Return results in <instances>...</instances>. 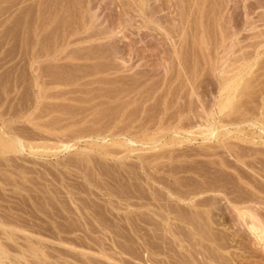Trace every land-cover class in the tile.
<instances>
[{
	"label": "rangeland",
	"instance_id": "1",
	"mask_svg": "<svg viewBox=\"0 0 264 264\" xmlns=\"http://www.w3.org/2000/svg\"><path fill=\"white\" fill-rule=\"evenodd\" d=\"M146 1L161 9L160 24L176 41L175 0ZM201 1L182 0L188 30L172 57L158 26L138 25L132 0H0V135L10 132L23 146V152L0 146L1 261L264 264V231L257 239L250 218L245 225L238 214L258 216L264 230V0ZM246 17L254 24L247 27ZM219 23L236 32L235 56L210 45ZM203 32L210 46L204 53L192 43ZM236 55L251 57L248 87L234 101L237 111L219 113L220 71ZM206 119L217 128L211 140L204 137ZM172 216L208 225L205 232L224 249L205 239L195 249L219 251V261L195 255L191 241L176 247L162 218L187 230Z\"/></svg>",
	"mask_w": 264,
	"mask_h": 264
},
{
	"label": "bare ground",
	"instance_id": "2",
	"mask_svg": "<svg viewBox=\"0 0 264 264\" xmlns=\"http://www.w3.org/2000/svg\"><path fill=\"white\" fill-rule=\"evenodd\" d=\"M191 1V0H190ZM201 1V0H200ZM204 1V0H203ZM132 2H133V4H134V6H135V8H136V11H135V13L138 15V18H139V20H140V18H141V23H138V25H143V27H146V28H148L149 26H155V27H159V29H160V31L163 33V37H165V39L166 40H168L169 41V43L168 44H170L169 45V47L171 48V49H168V50H171V51H169L170 52V54L172 55V57H173V55L176 57V56H178V54L180 53V49L183 47V45H184V40H185V38H184V33L186 34V29L188 28V24H187V22H188V20H183V18L185 17V16H183L182 17V13L184 12V8H186V7H184V6H182V0H175V2H174V4L176 5V6H178L177 8H178V13H176V16H175V18L172 20V28H174V30H180V33H179V35H178V39L176 40V41H174L175 39H173V37L174 36H176V35H174L173 37H172V35H173V33H172V35L166 30V29H164V28H166V27H162L161 26V21L163 22V18L161 19V18H159V16L157 15V13H159L160 11H161V9H159V10H156L155 9V5H152V6H154V8L153 7H151V6H149V5H151L150 3H149V5L147 4V1L146 0H132ZM182 2V3H181ZM202 2V1H201ZM188 3H190V2H188ZM76 4V3H75ZM191 4V3H190ZM197 4H199V3H197ZM74 5V4H73ZM72 5V6H73ZM83 5V4H82ZM130 5V4H129ZM192 5V4H191ZM194 5V4H193ZM196 5V4H195ZM202 5V4H201ZM200 5V6H201ZM80 6V5H79ZM90 6V5H89ZM83 7V6H82ZM92 7V6H91ZM188 7V6H187ZM192 7V6H191ZM225 7V6H224ZM66 8V7H65ZM70 7H68L67 9H69ZM193 8V7H192ZM217 8V7H216ZM220 8V7H219ZM223 8V7H222ZM86 9V8H85ZM171 9V7H169V10ZM194 9H196V8H194ZM226 9V8H225ZM56 10V9H55ZM70 10H71V8H70ZM83 10V9H82ZM81 10V11H82ZM166 10H168V9H166ZM189 10V9H188ZM199 10V9H198ZM80 11V10H79ZM89 11V10H88ZM91 11V10H90ZM93 11V10H92ZM187 11V10H186ZM195 11V10H194ZM85 12H86V10H85ZM171 12H173V11H171ZM193 12V11H192ZM198 12V11H197ZM263 13H264V11H262ZM196 13V12H195ZM200 13V12H199ZM216 13V12H215ZM218 13V12H217ZM220 13H221V10H220ZM249 13V12H248ZM248 13H246L245 15H247ZM262 13V14H263ZM84 14H87V13H84ZM160 14V13H159ZM162 14H163V12H162ZM172 14V13H171ZM259 14V13H258ZM257 14V15H258ZM261 14V15H262ZM89 15V14H88ZM93 15V14H92ZM129 15V14H128ZM184 15H186V14H184ZM197 15V14H196ZM202 15V14H201ZM249 15V14H248ZM247 15V16H248ZM251 15V14H250ZM255 15V14H254ZM91 16V15H90ZM94 16V15H93ZM126 16V15H125ZM161 16V15H160ZM163 16H164V14H163ZM162 16V17H163ZM170 16V15H169ZM252 16V15H251ZM262 16H264V14L262 15ZM87 17V16H86ZM173 17V16H172ZM203 17V16H202ZM201 17V18H202ZM220 17V16H219ZM245 17V16H244ZM250 17V16H249ZM255 17H256V15H255ZM260 17V16H259ZM137 18V19H138ZM195 18H197V17H195ZM200 18V17H199ZM199 18H197V20L199 19ZM218 18V17H217ZM247 18V17H246ZM251 19H254L253 17H250ZM250 18H247V20L249 21H247L246 23H248V24H246V26L248 25V26H251L252 24H254L253 23V21L255 20H253V21H251V20H249ZM264 18V17H263ZM262 18V19H263ZM132 19V18H131ZM130 19V20H131ZM171 19V18H170ZM189 19V18H188ZM191 19V18H190ZM189 19V20H190ZM261 19V20H262ZM192 20V19H191ZM201 20V19H200ZM216 20V19H215ZM260 20V19H259ZM256 21H258V20H256ZM86 23H87V21H85ZM127 22V21H126ZM133 22V21H132ZM131 22V23H132ZM198 22V21H197ZM197 22H194V24L196 25H194V24H192L193 25V28H194V30H195V27L197 28ZM214 22H216V21H214ZM129 23V22H128ZM189 23V22H188ZM199 23V22H198ZM92 24V23H91ZM136 23H134V25H135ZM190 24V25H191ZM200 24V23H199ZM84 25H86L85 23H84ZM222 25V24H221ZM94 26H96V24H94ZM195 26V27H194ZM204 26V25H203ZM203 26H201V27H203ZM215 26V25H214ZM225 26V25H224ZM246 26H244V27H246ZM247 26V27H248ZM192 27V26H191ZM221 27H223V26H221ZM86 28V27H85ZM88 28H90V27H88ZM92 28H93V26H92ZM92 28H90V30L89 31H91V29ZM96 28L97 27H95L94 29H93V31H95L96 30ZM149 28H151V27H149ZM206 28V27H205ZM218 28L220 29V33H219V37L218 38H216L217 39V41L214 39V41L212 42V41H210V45H212V46H215V47H213V50H214V48H217V47H221L222 46V48H223V51L225 52V56H227V55H229V54H234L233 52L235 51H233L232 52V47H233V43H232V38H233V36H235V33L236 32H231V33H227L228 31H226L225 32V30H223V29H221L220 28V23H219V26H218ZM253 28V27H252ZM102 29V31L101 30H99V31H101V32H103V28H101ZM106 29V28H105ZM104 29V30H105ZM198 29V28H197ZM202 29H204V28H202ZM228 29V28H227ZM236 29V28H235ZM87 30V29H86ZM98 30H96L95 32H98ZM143 30V29H142ZM188 30V29H187ZM193 30V31H194ZM199 30H201V29H199ZM217 30V29H216ZM71 31V30H70ZM106 31V30H105ZM104 31V32H105ZM169 31H170V29H169ZM172 31V30H171ZM203 31V30H202ZM95 32H93V33H91V35L93 34L94 35V33ZM108 32H110V31H108ZM107 31L104 33V34H107L108 33ZM177 32V31H176ZM175 31H174V34L176 33ZM205 32V31H204ZM204 32L203 33H200V35H198L199 33L197 32V31H195V33H198V34H193V36L195 37L194 39L196 40V43H194L195 41L194 40H192V41H190V42H192L194 45L196 44L197 46V48H199V49H201L202 51H203V53H204V51H206L207 50V48H208V46H209V42L207 41V36L205 35L204 36ZM217 32H218V30H217ZM262 32V31H261ZM90 33H87V37H89L88 36V34H90ZM114 33V32H113ZM260 33V32H259ZM263 33V32H262ZM261 33V34H262ZM144 34V33H143ZM92 35V36H93ZM99 35H102V33L101 34H99ZM260 35V34H259ZM91 36V37H92ZM96 36H97V33H96ZM192 36V35H191ZM85 37V36H84ZM187 37V36H186ZM197 37V38H196ZM206 37V38H205ZM209 37V36H208ZM74 38V37H73ZM79 38V37H78ZM82 38V37H81ZM175 38V37H174ZM213 38V37H212ZM85 39V38H84ZM197 39H198V41H197ZM263 39H264V36H263ZM262 38H261V42H263L264 40H263ZM63 40H65V39H63ZM71 40V39H70ZM188 40V39H187ZM75 41V40H74ZM216 41V42H215ZM236 41V40H235ZM260 41L259 42H257V45L260 43ZM64 42V41H63ZM71 42V41H70ZM167 42V41H166ZM237 42V41H236ZM239 42V41H238ZM186 43V42H185ZM192 43H190V45L192 44ZM213 43H216L215 45H213ZM60 44V43H59ZM192 44V45H193ZM56 45V44H55ZM193 45V46H194ZM257 45H255V46H257ZM189 46V45H188ZM254 46V47H255ZM185 47H186V45H185ZM190 47V46H189ZM51 48V47H50ZM56 48L58 49V47L56 46ZM168 48V47H167ZM188 48V47H187ZM194 49H195V47H193ZM196 48V49H197ZM209 48H210V46H209ZM239 48H241V47H239ZM184 49H186V48H184ZM188 49H190V48H188ZM195 49V50H196ZM203 49H205V50H203ZM51 50V49H50ZM50 50L48 51V52H50ZM71 50V49H70ZM193 50V49H192ZM194 50V51H195ZM212 50V51H213ZM65 51V50H64ZM68 51V50H67ZM72 51V50H71ZM75 51V50H74ZM188 51V50H187ZM211 51V50H210ZM217 51V50H216ZM236 51H238V50H236ZM168 52V51H167ZM172 52V53H171ZM185 52H186V50H185ZM197 52H198V50H197ZM224 52L222 53V54H224ZM51 53V52H50ZM66 53V52H65ZM182 53H184V52H182ZM181 53V54H182ZM187 53V52H186ZM193 53V52H192ZM195 53V52H194ZM258 53V52H257ZM48 54V53H47ZM57 54V53H56ZM63 54V53H62ZM68 54V53H67ZM185 54V53H184ZM231 54V55H232ZM249 54V53H248ZM64 55V54H63ZM66 55V54H65ZM69 55V54H68ZM169 55V54H168ZM239 55V54H238ZM238 55H236L237 57L236 58H233L232 56L229 58V60H230V63L228 62V66H227V68L226 69H222L221 71H220V73L222 74V76H221V83H220V89H219V99H218V103H217V108H218V111H219V113H222V112H225L224 110H226V109H230V111L231 112H234V111H237L238 110V108H239V106H238V108H237V105H235L234 104V101L239 97V95L240 94H244L245 92V90L247 89V87H248V85H246V81L248 80L247 79V75H249L250 74V69H251V67H252V65H250L249 63H248V60H250L251 59V57H250V55H249V57H245V55L242 57L241 55H242V52H241V55H240V57H238ZM225 56L223 57V55L221 56L222 57V59H223V62H225L226 60V58H225ZM234 56H235V54H234ZM252 56V55H251ZM258 56V55H257ZM63 57V56H62ZM169 57H170V55H169ZM171 57V58H172ZM181 57V56H180ZM59 58V57H58ZM214 58V57H213ZM212 58V59H213ZM231 58H233V59H231ZM253 58H255V57H253ZM221 59V60H222ZM213 62V61H212ZM182 63H184V61L183 62H179L178 64H180L181 66H182ZM214 63V62H213ZM224 64V63H223ZM222 64V65H223ZM186 65V64H185ZM175 66V65H174ZM183 66H184V64H183ZM183 66H182V68H183ZM187 66H190L189 64L187 65ZM195 66V65H194ZM213 66V65H212ZM186 66H184V68H185ZM214 67V66H213ZM222 67V66H221ZM190 68V67H189ZM188 68V69H189ZM224 68V67H223ZM192 71L194 72L195 71V67H194V70L192 69ZM185 72H187V70L185 71ZM192 72V73H193ZM219 73V72H218ZM186 74V73H185ZM197 74V73H196ZM193 75V74H192ZM219 75V74H218ZM194 76V75H193ZM192 76V77H193ZM197 76V75H196ZM250 76V75H249ZM248 76V77H249ZM254 77V76H253ZM256 77V76H255ZM191 79V78H190ZM189 79V80H190ZM257 79V78H256ZM61 82V81H60ZM187 82H188V78H187ZM192 82H193V80H192ZM191 82V83H192ZM189 83V82H188ZM196 83L198 84V82L196 81ZM190 86H188V87H190V89H189V91H191V92H193L194 93V84L192 85V84H189ZM196 85V84H195ZM197 87V86H196ZM37 88H39V87H37ZM250 88V87H249ZM251 89V88H250ZM250 89H248V90H250ZM255 89V88H254ZM40 90V89H39ZM188 91V92H189ZM197 91V90H196ZM256 91V90H255ZM40 92V91H39ZM64 92V91H63ZM251 92V91H250ZM257 92V91H256ZM253 93H254V90H253ZM258 94H259V92H257ZM192 94V93H191ZM198 94V93H197ZM252 93H250V95H251ZM199 95V94H198ZM45 96V95H44ZM47 96V95H46ZM190 96V95H189ZM245 96V95H244ZM253 96H255V95H253ZM246 97V96H245ZM255 97H257V96H255ZM44 98V97H43ZM254 98V97H253ZM251 99V98H250ZM202 100V99H201ZM252 100V99H251ZM250 100V101H251ZM258 100V99H257ZM196 101V100H195ZM198 101H199V99H198ZM253 101V100H252ZM252 101H251V103H252ZM261 101V100H260ZM254 102V101H253ZM256 102V101H255ZM199 103L201 104V102L199 101ZM198 103V104H199ZM202 103H204V102H202ZM259 103V102H258ZM258 103H257V105H258ZM194 104V106H192L193 108L195 107V103H193ZM255 105H256V103H254ZM56 105V104H55ZM59 105V104H58ZM238 105H242V104H238ZM244 105H246L245 103H244ZM252 105V104H251ZM256 105V106H257ZM189 106V105H188ZM200 105H198V107H199ZM204 106H205V104H204ZM186 107V106H185ZM191 107V106H190ZM197 107V108H198ZM202 107V108H201ZM244 107H246V106H244ZM253 107V106H252ZM53 108V107H52ZM199 108H201V110L203 109V106H200ZM250 108V107H249ZM66 109V108H65ZM196 109V108H195ZM205 109V108H204ZM252 109V108H251ZM55 110H56V107H55ZM54 110V111H55ZM193 109H191V111H192ZM197 110V109H196ZM200 109H199V111H201ZM247 109H245V112H247L246 111ZM258 109H256V111H257ZM65 111V110H64ZM63 111V112H64ZM67 111V110H66ZM185 111V110H184ZM195 111V110H194ZM198 111V110H197ZM197 111L195 112L196 114H197ZM199 111H198V113H199ZM204 111V110H203ZM203 111H201V112H203ZM241 111H243L244 112V110H243V108H242V110H240V113H242ZM251 111H253V110H251ZM62 112V113H63ZM228 112V111H227ZM50 112H48V114H49ZM183 113H185V112H183ZM194 113V112H193ZM194 113V114H195ZM205 113V112H204ZM239 112H238V116H239V114H240ZM257 113V112H256ZM255 113V111H254V114H256ZM191 114V113H190ZM201 114V113H200ZM226 114V113H225ZM243 114V113H242ZM206 115V114H205ZM204 115V116H205ZM243 115H245V113L243 114ZM242 115V116H243ZM248 115H249V112H248ZM248 115H246V116H248ZM258 115V114H257ZM190 116V115H189ZM197 116H198V114H197ZM207 116V115H206ZM227 116V115H226ZM238 116H237V118H238ZM246 116H244V117H246ZM253 116V115H252ZM251 116V117H252ZM202 117V116H201ZM208 117V116H207ZM228 117V116H227ZM235 117V116H234ZM240 117H241V114H240ZM243 117V118H244ZM262 117H263V115H262ZM199 118H200V116H199ZM198 118V119H199ZM205 118V117H204ZM249 118V117H248ZM229 119V118H228ZM234 119H236V118H234ZM234 119H232V120H234ZM240 119H242V117L240 118ZM51 120V119H50ZM55 120V119H54ZM224 120V119H223ZM227 120V119H226ZM244 120V119H243ZM225 121V120H224ZM228 121V120H227ZM231 121V120H230ZM229 121V122H230ZM203 122V121H202ZM206 122H207V126L209 127L208 129H210V131H209V133L206 135V136H204V137H206L207 139H212V138H216L218 135H217V128H216V126H214V124H213V122H211L209 119H206ZM235 122V121H234ZM233 122V123H234ZM249 122H251V121H249ZM243 123H244V121H243ZM254 123V122H253ZM252 123V124H253ZM35 124H38V123H35ZM241 124V123H240ZM256 124H258V123H256ZM255 124V125H256ZM232 125V124H231ZM206 126V127H207ZM259 125H257V127H258ZM260 127V126H259ZM1 128V127H0ZM177 128V127H176ZM3 130H5V128H2ZM261 129V128H260ZM176 129H174V130H172V132L173 131H175ZM207 130V129H206ZM1 131V130H0ZM6 131V133H7V130H5ZM177 131V130H176ZM2 132V134H4L5 132L4 131H1ZM202 132H204V131H202ZM207 132V131H206ZM174 133V132H173ZM227 133H228V131H227ZM1 134V133H0ZM1 134V135H2ZM175 134H176V132L173 134L174 136H175ZM206 134V133H205ZM226 134V133H225ZM0 135V146L2 147V148H6V149H12L13 151H15V152H23V151H21V150H23L22 148H23V146H22V142H20V140L21 139H17L16 137L15 138H10L9 136L11 135L10 134V132H9V135L7 136V134H6V136L8 137L7 139H9V140H6V136L5 137H2ZM177 135H178V133H177ZM176 135V136H177ZM4 136V135H3ZM15 136V135H14ZM13 136V134H12V137H14ZM17 136V135H16ZM205 139V138H204ZM102 140H104L103 138H102ZM120 140V139H119ZM119 140H118V142H119ZM129 140V139H128ZM133 139H131V140H129L130 142H129V144L130 143H132L133 141H132ZM122 141V140H121ZM135 142V141H134ZM44 143V142H43ZM124 143H128V142H122V145H125ZM180 143V142H179ZM223 143H224V141H223ZM94 144H96V143H94ZM93 144V145H94ZM131 145V144H130ZM43 146V145H42ZM48 146V145H47ZM65 146V145H64ZM70 146V145H69ZM126 146H127V144H126ZM67 147V146H66ZM65 147V148H66ZM29 148H31L30 146H29ZM31 150H32V148H31ZM30 150V151H31ZM50 150V149H49ZM238 154V153H237ZM238 156V155H237ZM241 156V155H240ZM158 180V179H157ZM160 183V182H159ZM167 185V184H166ZM165 185V186H166ZM199 186V185H198ZM203 186V185H202ZM213 190V189H212ZM175 191H177V190H175ZM180 191V190H179ZM214 191V190H213ZM219 191V190H218ZM180 193V192H179ZM198 194V193H197ZM200 194V193H199ZM195 195V194H194ZM159 196V195H158ZM165 196V195H164ZM183 196H184V194H183ZM156 197V196H155ZM181 197V196H180ZM193 198V197H192ZM160 199V198H159ZM215 199V198H214ZM175 200V199H174ZM173 200V201H174ZM178 200V199H177ZM180 200H182V199H180ZM191 200V199H190ZM194 200V199H193ZM197 200V199H196ZM211 200V199H210ZM189 202V201H188ZM179 205V204H178ZM190 205V204H189ZM216 205V204H215ZM169 206H171V205H169ZM182 206V205H181ZM194 206V205H193ZM196 206H197V204H196ZM213 206V205H212ZM162 207V206H161ZM164 207V206H163ZM191 207V206H190ZM189 207V208H190ZM165 208V207H164ZM182 208V207H181ZM245 208V207H244ZM177 209V208H176ZM175 209V210H176ZM208 209V208H207ZM216 209V208H215ZM197 210V209H196ZM243 210V209H242ZM241 210V211H242ZM246 210V209H245ZM165 211H166V209H165ZM171 212V211H170ZM174 212V211H173ZM183 212V211H182ZM251 212V211H250ZM249 212H240V211H238V214H239V216L241 217L240 219H242L243 220V222L245 221V225H246V221L248 220H246L245 218H246V216H247V218H250V221H247L248 223H247V227H248V230L254 235V237H256L257 239H258V237H261L259 234L260 233H263V228H262V226H260L261 224L260 223H258V222H256V221H258V220H256L255 221V219H257V217H255V215H253V214H248ZM179 214H181V212L179 211ZM178 215V214H177ZM183 215V214H182ZM185 215V214H184ZM253 215V216H252ZM176 216V215H175ZM190 216V215H189ZM195 216V215H194ZM178 217V216H177ZM144 218V217H143ZM170 218H173V220L174 219H179L180 220V223L181 224H184V226H186V228H184V229H186L187 230V232L185 233V234H183V233H180V232H178L176 229L177 228H172V226H174V225H177V224H179V223H177V224H174V225H169V223L167 222V217L165 218V219H163L162 218V220L165 222L164 223V225L166 224V225H168V234L170 233V235L172 236V238H173V240H174V243H176L177 245H176V247H178V246H182L183 244V242L184 241H191V244H192V247L191 248H194L195 249V247L197 246V245H202V242L204 241V239L205 240H211L212 242L213 241H215L216 239L213 237V235H212V237L213 238H211V235H210V233H208L207 231L205 232V228H206V226H208V225H206V224H203V223H201L200 221H198V222H195V221H192V220H189L188 219V217H186V216H179V218H174V216H172V217H170ZM190 218V217H189ZM198 218V217H197ZM203 218H204V215H203ZM191 219V218H190ZM211 219V218H210ZM213 219V218H212ZM205 220H207V219H205ZM169 221V220H168ZM158 222V221H157ZM177 222V221H176ZM242 221L240 222V223H243ZM260 222V221H259ZM258 223V224H257ZM170 224H171V222H170ZM157 226H158V224H157ZM159 226H161V225H159ZM211 226V225H210ZM213 226V225H212ZM165 227V226H164ZM179 227H181L180 225H179ZM158 228V227H157ZM215 228V227H214ZM159 229V228H158ZM208 229H210V228H208ZM247 229V228H246ZM161 230V229H160ZM153 231H155V230H153ZM212 231V230H211ZM147 232V231H146ZM166 232V231H165ZM209 232H210V230H209ZM217 232V231H216ZM156 233V232H155ZM159 233H161L160 231H159ZM208 233V234H207ZM214 233V232H213ZM218 233V232H217ZM5 235V234H4ZM166 235V234H165ZM164 235V236H165ZM259 235V236H258ZM261 235H263V234H261ZM6 236V235H5ZM157 236V235H156ZM208 236H210V238L208 237ZM7 237V236H6ZM160 237V236H159ZM158 237V238H159ZM163 237V236H162ZM264 237V236H263ZM156 238V237H155ZM161 238V237H160ZM159 238V239H160ZM260 239V238H259ZM170 240V239H169ZM162 241V240H161ZM166 241V240H165ZM172 241V240H171ZM195 241V242H194ZM258 241V240H257ZM217 241H215V243H216ZM260 242V241H259ZM147 243V242H146ZM163 243V242H162ZM167 243V242H166ZM170 243V242H169ZM168 243V244H169ZM172 243V242H171ZM161 244V243H160ZM206 244V243H205ZM217 244V243H216ZM157 245V244H156ZM173 245V244H172ZM185 245V244H184ZM183 245V246H184ZM189 245V244H188ZM214 245V244H213ZM259 245V244H258ZM160 246V245H159ZM191 246V245H190ZM189 246V247H190ZM217 246H220V247H218V248H220L221 249V247L223 246V245H221L219 242H218V244H217ZM179 247V248H180ZM185 247V246H184ZM189 247H188V249H189ZM216 247V246H215ZM214 247V248H215ZM225 247V246H224ZM224 247H222V249H224ZM3 248V246L2 245H0V264H2V262L4 263V261H1V260H5V259H3V257L5 256V251L2 249ZM151 248V247H150ZM202 248H203V246H202ZM217 248V247H216ZM158 249V248H157ZM182 249H183V247H182ZM194 249H193V251H194ZM196 250V252H195V255H202V251H200L199 250V248H198V250L197 249H195ZM210 250V249H209ZM214 251V250H213ZM217 251V250H216ZM221 251V250H220ZM158 252V251H157ZM161 252V251H160ZM166 252V251H165ZM224 252V251H223ZM7 253V252H6ZM188 253V252H187ZM219 253V251L216 253L215 252V254H214V252H213V254L212 253H209L208 255H206L204 252H203V254L204 255H202V257H204V259L206 260H209L210 262H212V261H214L215 260V256H216V260L217 261H219V259H217L218 257L217 256H219V258H220V256L222 257V255H219L218 254ZM222 253V252H221ZM8 254V253H7ZM190 254H191V252H190ZM165 255V254H164ZM175 255V254H174ZM182 255H184V254H182ZM186 255V254H185ZM193 257H194V254H191ZM214 255V256H213ZM167 256V255H166ZM7 257V256H6ZM153 257V256H152ZM231 257V256H230ZM5 258V257H4ZM161 258V257H160ZM172 258V257H171ZM177 259V258H176ZM201 259H203V258H201ZM222 259V258H221ZM169 260V259H168ZM192 260H195L196 261V258H192ZM215 260V261H216ZM228 260V259H227ZM146 261V260H145ZM156 261V260H155ZM172 261V260H171ZM180 261V260H179ZM194 262V261H193ZM227 261L224 259V260H222V262H220L221 264H227L226 263ZM229 262V261H228ZM195 263V262H194ZM209 263V262H208ZM207 262H203V263H200V264H208ZM234 263V262H233ZM5 264V263H4Z\"/></svg>",
	"mask_w": 264,
	"mask_h": 264
}]
</instances>
